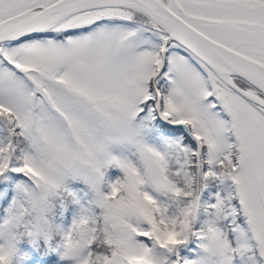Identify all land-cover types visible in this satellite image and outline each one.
Masks as SVG:
<instances>
[{
    "label": "snow or ice",
    "instance_id": "1",
    "mask_svg": "<svg viewBox=\"0 0 264 264\" xmlns=\"http://www.w3.org/2000/svg\"><path fill=\"white\" fill-rule=\"evenodd\" d=\"M0 264H264V0H0Z\"/></svg>",
    "mask_w": 264,
    "mask_h": 264
}]
</instances>
